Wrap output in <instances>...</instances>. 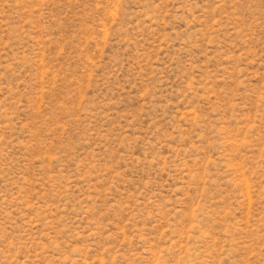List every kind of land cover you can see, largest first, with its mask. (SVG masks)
<instances>
[{
	"label": "rangeland",
	"instance_id": "obj_1",
	"mask_svg": "<svg viewBox=\"0 0 264 264\" xmlns=\"http://www.w3.org/2000/svg\"><path fill=\"white\" fill-rule=\"evenodd\" d=\"M0 264H264V0H0Z\"/></svg>",
	"mask_w": 264,
	"mask_h": 264
}]
</instances>
